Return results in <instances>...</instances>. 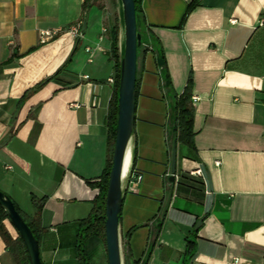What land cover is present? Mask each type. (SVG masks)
<instances>
[{"label":"crops","instance_id":"obj_1","mask_svg":"<svg viewBox=\"0 0 264 264\" xmlns=\"http://www.w3.org/2000/svg\"><path fill=\"white\" fill-rule=\"evenodd\" d=\"M83 1L0 0V192L36 221L42 264H79L80 222L108 155L120 2L115 15L105 0L86 10ZM193 1L140 0L122 262L264 264V0H195L184 16ZM41 31L55 36L41 44ZM189 79L192 146L176 141L171 184L174 104ZM32 197L45 200L38 217ZM83 251L87 264H107L101 237H87ZM0 264H13L1 237Z\"/></svg>","mask_w":264,"mask_h":264},{"label":"water","instance_id":"obj_2","mask_svg":"<svg viewBox=\"0 0 264 264\" xmlns=\"http://www.w3.org/2000/svg\"><path fill=\"white\" fill-rule=\"evenodd\" d=\"M119 2L123 50L120 58L117 92V126L105 193L104 236L107 264H123L119 234V215L122 205V171L127 152H129L131 166L129 143L135 120L137 50L141 46V36L137 32L141 20L139 15L136 14L134 0H119ZM157 62L162 65V58H159ZM175 166L176 139L173 141L171 149L170 175L168 176V181L171 184L175 180ZM171 197L172 192H169L161 214L162 220L169 207ZM0 207L19 235L26 250L29 264H42L39 257L38 241L34 238L24 219L15 210L12 201L2 192H0ZM202 221L203 219H199L196 222L195 229L201 225Z\"/></svg>","mask_w":264,"mask_h":264},{"label":"trees","instance_id":"obj_3","mask_svg":"<svg viewBox=\"0 0 264 264\" xmlns=\"http://www.w3.org/2000/svg\"><path fill=\"white\" fill-rule=\"evenodd\" d=\"M95 0H84L83 1V10H86L90 3H93ZM195 0L187 6L185 15L191 10L194 6ZM136 14L140 17V0H134ZM119 25H122L121 11H120V20L115 22L110 29V60L113 62L114 67V84L112 96L109 103L108 116H107V160L106 166L100 178L98 185L99 193L96 196L92 212L90 216L80 222V225L83 227L81 232L78 234L77 243H76V252L79 259V264H87L84 257L83 251V241L90 236L101 237L105 242L104 236V208H105V193L106 186L109 177V172L111 168L112 161V151L115 141V129L117 126V92H118V81H119V71H120V58L122 55L123 44L119 47ZM141 25L137 28V32L140 34ZM138 51V50H137ZM45 81L38 83L32 90L26 91L23 95L25 98L30 92H33L44 85ZM192 118H193V109L190 105V79L188 80L184 91L176 97L174 104V120H175V139L181 144L187 145L188 147L192 146ZM8 197V196H7ZM9 198V197H8ZM10 199V198H9ZM11 200V199H10ZM44 198L36 199L31 198V203L35 209V216L38 217L43 204ZM13 203V202H12ZM15 210L18 214L24 219L25 223L31 230L34 238L38 241L40 239L41 230L38 228L37 223L34 219H28L23 215L19 208L13 203ZM4 221H8L6 213L0 207V237L5 244L6 249L8 250L13 264H29L28 257L24 245L17 234L13 238L4 225ZM10 223V222H9ZM11 224V223H10ZM193 251V242H187L186 254L188 256L192 255Z\"/></svg>","mask_w":264,"mask_h":264},{"label":"built area","instance_id":"obj_4","mask_svg":"<svg viewBox=\"0 0 264 264\" xmlns=\"http://www.w3.org/2000/svg\"><path fill=\"white\" fill-rule=\"evenodd\" d=\"M80 27H81V24L78 23V24H76V25L70 27L68 31H69L72 35H74V36H79V35H80V33H79ZM54 36H55V33H54V32H51V31H41V32H39V42H40L41 44H44V43H46V42L52 40ZM87 51H88V50H87ZM83 79H87V77L84 76ZM107 81H108V83H109L110 85H113V84H114V77H110V78H108ZM217 164H218V163H217ZM129 174H130V172H128V174H127V176H126V179L129 177ZM192 174H193L194 176H197V177H201V178H202V172H201V170H199V169L196 170L195 172H193ZM136 180H140V177L137 176V177H136Z\"/></svg>","mask_w":264,"mask_h":264},{"label":"rangeland","instance_id":"obj_5","mask_svg":"<svg viewBox=\"0 0 264 264\" xmlns=\"http://www.w3.org/2000/svg\"><path fill=\"white\" fill-rule=\"evenodd\" d=\"M106 4L108 5V8L110 10V12L112 14H115L116 15V9L118 8L117 6L119 5V0H105ZM120 12V11H119ZM119 27H121L119 25ZM120 32H121V29H119V37H118V40H119V47H120ZM121 39H122V36H121ZM4 225L6 227V229L8 230V232L10 233V235L15 238L17 236V232L14 230V228L12 227V225L8 222V221H4Z\"/></svg>","mask_w":264,"mask_h":264},{"label":"bare ground","instance_id":"obj_6","mask_svg":"<svg viewBox=\"0 0 264 264\" xmlns=\"http://www.w3.org/2000/svg\"><path fill=\"white\" fill-rule=\"evenodd\" d=\"M121 36H122V34H121ZM121 46H122V39H121ZM128 153V152H127ZM126 163H127V154H126V158H125V161H124V166H123V171H122V182L126 179V175L125 176H123V174L125 173V171H126ZM127 174V173H126ZM125 177V179L123 180V178Z\"/></svg>","mask_w":264,"mask_h":264}]
</instances>
